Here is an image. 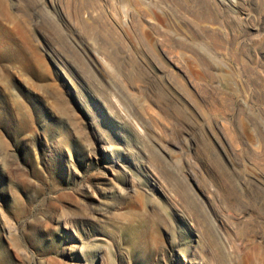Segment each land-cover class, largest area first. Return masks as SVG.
Masks as SVG:
<instances>
[{
    "label": "rangeland",
    "instance_id": "rangeland-1",
    "mask_svg": "<svg viewBox=\"0 0 264 264\" xmlns=\"http://www.w3.org/2000/svg\"><path fill=\"white\" fill-rule=\"evenodd\" d=\"M189 262L264 264V0H0V264Z\"/></svg>",
    "mask_w": 264,
    "mask_h": 264
},
{
    "label": "bare ground",
    "instance_id": "bare-ground-1",
    "mask_svg": "<svg viewBox=\"0 0 264 264\" xmlns=\"http://www.w3.org/2000/svg\"><path fill=\"white\" fill-rule=\"evenodd\" d=\"M121 159V158H120ZM126 161V160H125ZM127 162V161H126ZM122 163V162H121ZM121 167V166H120ZM144 168V167H143ZM153 189V188H152ZM123 192V191H122ZM198 236V235H197ZM195 244H196V242H195ZM245 259H246V257H245ZM187 262V261H186ZM189 264H193V263H191V262H189Z\"/></svg>",
    "mask_w": 264,
    "mask_h": 264
}]
</instances>
